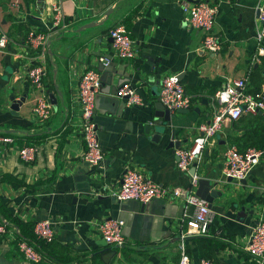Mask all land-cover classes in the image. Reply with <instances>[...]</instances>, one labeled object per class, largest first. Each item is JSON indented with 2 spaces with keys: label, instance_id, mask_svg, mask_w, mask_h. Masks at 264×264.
Returning a JSON list of instances; mask_svg holds the SVG:
<instances>
[{
  "label": "crops",
  "instance_id": "obj_1",
  "mask_svg": "<svg viewBox=\"0 0 264 264\" xmlns=\"http://www.w3.org/2000/svg\"><path fill=\"white\" fill-rule=\"evenodd\" d=\"M184 1L199 0H0V37L4 32L9 36L0 48V136L15 142L0 146V221L7 219L19 229L17 233L10 228L0 237V264H177L183 200L121 202L112 192L120 187L128 165L162 185L188 188L192 174L178 168L179 148L168 146L171 130L178 139H187L181 147L190 146L198 125L213 117L212 96L231 79L248 77V90H264V52H259L264 41L259 43L256 36L257 11L264 0H210L219 7L218 54L203 49L205 33L185 23ZM56 2H62L70 23L67 29L52 24ZM118 25L134 39L133 59L116 55L109 31ZM32 28L49 33L42 59L53 114L44 123L34 118L37 92L26 73L32 58L39 60L27 42ZM101 56L111 57L112 63L103 68ZM87 66L102 75L94 118L105 158L95 169L81 160L86 143L80 131L77 85ZM170 74L180 76L193 102L188 112H172L168 135L156 141L155 127L164 119L156 116L155 104L161 79ZM124 81L137 86L142 105L129 106L116 95ZM23 96L27 98L19 110H12V97ZM243 117L241 128L225 124L217 145L206 149L197 169L199 177L217 181L223 192L210 205L215 211L211 233L226 243L216 252L219 264H255L244 247L264 212V157L246 182L238 184L224 176L228 146L264 147V110ZM23 146L38 147L33 162L20 158L18 147ZM241 211L245 215L239 216ZM7 213L26 228L21 230ZM111 217L125 222L127 241L122 248L106 243L97 230L99 221ZM46 218L52 219L56 231L50 243L38 240L32 229ZM190 223L187 219L185 232ZM197 237L203 236L187 239L195 262L204 258ZM21 240L40 253L39 262L19 250Z\"/></svg>",
  "mask_w": 264,
  "mask_h": 264
},
{
  "label": "built area",
  "instance_id": "obj_2",
  "mask_svg": "<svg viewBox=\"0 0 264 264\" xmlns=\"http://www.w3.org/2000/svg\"><path fill=\"white\" fill-rule=\"evenodd\" d=\"M185 23L193 28L205 33L202 47L203 49L218 54L222 49L221 37L217 33L216 19L219 12L218 5L210 0H199L196 2L184 1ZM257 40L264 41V2L259 5ZM52 24L55 29H67L70 23L65 19L62 2H56L52 6ZM110 36L113 39V48L116 55L122 59H133L136 57L134 39L124 25H118L110 29ZM9 36L2 33L0 37V48L7 45ZM27 42L31 48L39 54L37 58H32V63L27 68V76L30 78L33 87L37 92L33 107L35 120L39 123L50 121L53 114L52 104L47 95L44 78L47 74L45 61L42 56L49 48V33L32 28L27 35ZM260 53L264 50L260 49ZM103 68L112 63V58L101 56L99 58ZM102 90V75L98 68L87 66L80 76L77 85V95L81 105L80 127L83 139L86 143L85 151L81 160L91 168H99L104 161L105 155L100 142L98 125L95 121L96 98ZM116 95L125 99L127 105H142L144 98L138 91L137 86L132 81H124L119 85ZM162 104L171 110L189 109L192 106V96L187 93L178 74L166 75L161 79V90L159 95ZM213 106V117L209 121L202 122L197 127V135L192 144L188 147L176 149L178 156V168L182 171H190L196 165L198 169L205 157L207 148L215 147L218 143L217 137L223 131L225 124L240 119L246 113H257L264 110V90L251 92L248 90V77L234 78L219 88L211 99ZM15 145L14 139L10 136H0V146ZM38 152L36 146L18 147L20 158L31 163L35 160ZM226 163L224 167L225 178L231 177L233 181L241 184L243 179H247L255 167L264 157V149L259 147H249L240 150L236 145H230L224 152ZM197 172L192 175L191 184L188 188L171 187L162 185L154 181L145 172L130 165L126 166L120 187L112 192V195L119 201L137 200L144 204L152 200L161 198H180L184 202V211L180 218V241L178 243L179 259L177 264H216L209 258H201L195 262L188 249V237L190 236H210L211 227L215 222V211L209 202L202 199L197 194L199 185ZM190 208L192 212H190ZM189 220L190 228L187 232L183 227ZM125 222L120 218H107L97 223V230L101 237L114 247H124L126 237L124 235ZM13 229L7 219L0 221V237ZM34 233L38 240L50 243L55 239L56 231L54 222L50 218L37 220L34 223ZM19 250L25 257L33 262H39L40 253L27 241L21 240L18 243ZM251 256L255 264H264V212L259 213L258 220L252 227L248 242L244 247Z\"/></svg>",
  "mask_w": 264,
  "mask_h": 264
},
{
  "label": "water",
  "instance_id": "obj_3",
  "mask_svg": "<svg viewBox=\"0 0 264 264\" xmlns=\"http://www.w3.org/2000/svg\"><path fill=\"white\" fill-rule=\"evenodd\" d=\"M257 14H259V9L257 11ZM51 101L52 103H56V99L53 97V95L51 94ZM27 96H23L21 99L16 100L15 97H12V101L13 104L11 106L12 110L17 111L19 110L20 105L26 101ZM156 108H157V112H156V116L159 118H163L164 122L162 124H158L155 127V134L153 136V139L158 141L159 139H161L165 134L168 135L169 131V123L173 118V114L171 112L170 109L166 108L162 102L160 101V98H158L156 104H155ZM189 109H179V112H188ZM258 112H261V110H259ZM150 130L153 129V127L150 125L148 127ZM187 142V139H178L177 138V132L175 129H172L170 132V141L168 146L169 147H174V148H180L183 144H185ZM87 165V164H86ZM195 164L191 170L190 173L192 175H194L197 172V168H196ZM95 169V168H93ZM229 181H233L231 177L228 178ZM247 179H243L242 182H246ZM217 185L218 182L213 180L212 178H206V177H200L199 178V185L197 188V194L204 200H206L207 202H209L210 205H212L214 198H216L217 196H222L223 192L221 190L217 189ZM116 200H118L117 198H115ZM119 201V200H118ZM122 202V201H121ZM244 210V209H243ZM252 213H254V210L252 211ZM243 216L245 215V211H241L239 212V216ZM113 218V217H111ZM106 242V241H105ZM107 243V242H106Z\"/></svg>",
  "mask_w": 264,
  "mask_h": 264
},
{
  "label": "trees",
  "instance_id": "obj_4",
  "mask_svg": "<svg viewBox=\"0 0 264 264\" xmlns=\"http://www.w3.org/2000/svg\"><path fill=\"white\" fill-rule=\"evenodd\" d=\"M243 120H244V117L242 116L240 119H238V120L233 122V126L235 128H237V129L241 128L242 124L240 122L243 121ZM236 143L238 144V142H236ZM238 145H239V149L242 150V151L247 148V145L244 146V147L241 146L240 144H238ZM259 148H263L264 149V147H261V146ZM7 215H8V217H10L13 220V223H15L16 226L21 228V230H24L26 228V225L23 224L17 217H13L11 213H7ZM32 229H33V234L35 235V233H34V224H33ZM23 236H24V233H23ZM197 240H198V242L200 244V251H201V254L203 255V257L212 259L215 262L217 261L216 260V252H217V250H219L220 248H224L225 245H226V243L221 238L217 237L213 233H211L210 236L197 237ZM216 264H219V262L217 261Z\"/></svg>",
  "mask_w": 264,
  "mask_h": 264
}]
</instances>
